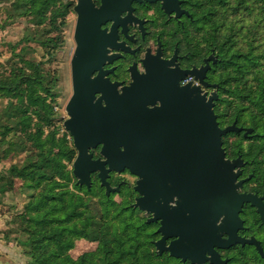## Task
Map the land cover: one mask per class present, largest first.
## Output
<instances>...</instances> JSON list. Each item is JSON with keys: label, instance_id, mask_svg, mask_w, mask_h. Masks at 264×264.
Here are the masks:
<instances>
[{"label": "water", "instance_id": "obj_1", "mask_svg": "<svg viewBox=\"0 0 264 264\" xmlns=\"http://www.w3.org/2000/svg\"><path fill=\"white\" fill-rule=\"evenodd\" d=\"M79 4L74 7L79 17L71 61L74 95L64 123L77 151L73 174L78 184L89 187L90 175L97 173L107 193L114 191L107 181L109 173L127 171L136 177L133 207L150 215L148 224L159 225L160 238L154 242L159 255L167 252L182 263L227 264L218 250L250 245L264 260L259 241L238 236L243 229L242 206L255 207L263 225L264 207L256 196L238 194L242 160H226L222 148L227 134L246 136L252 129L235 122L220 128L213 111L217 94L207 97L202 89L215 87L204 79L208 63L214 64L216 57L210 55L204 66L190 70L171 68L174 58L167 62L146 58L145 74L132 67L133 83L119 93L118 84L100 75L90 78L103 62V48L81 38ZM187 77H194L197 84L180 86ZM94 93L100 94L95 103ZM97 147L102 160L89 153ZM168 239L172 240L166 246Z\"/></svg>", "mask_w": 264, "mask_h": 264}, {"label": "trees", "instance_id": "obj_2", "mask_svg": "<svg viewBox=\"0 0 264 264\" xmlns=\"http://www.w3.org/2000/svg\"><path fill=\"white\" fill-rule=\"evenodd\" d=\"M5 2L31 17L33 25L48 24L55 31L71 9L62 0ZM205 5L198 11L194 62L199 64L209 54L216 57L207 74L218 84L214 112L221 128L236 120L239 127L252 129L249 139L258 141L244 151L240 141L227 140L232 135L228 134L222 138L224 148L231 156L238 151L247 160L260 158L258 163L264 164V0H209ZM7 64V70L0 71V97L9 100L0 114V162L25 156L0 172V184L11 189L21 181L32 192L17 239L31 264H190L157 256L152 245L155 224L136 220L130 208H113L98 185L85 191V196L68 188L73 176L66 163L72 162L75 150L65 138L56 139L54 131L44 135L53 117L46 98L55 97L56 80L43 62L24 55L12 54ZM54 148L59 149L55 155ZM90 196L97 197V209L91 208ZM80 239L97 243V248L73 260L68 252ZM244 261L230 257L229 264ZM246 263L264 261L257 256Z\"/></svg>", "mask_w": 264, "mask_h": 264}, {"label": "rangeland", "instance_id": "obj_3", "mask_svg": "<svg viewBox=\"0 0 264 264\" xmlns=\"http://www.w3.org/2000/svg\"><path fill=\"white\" fill-rule=\"evenodd\" d=\"M62 3H70L71 9L65 16L64 25L60 28L59 31H55L52 30V28L49 27L48 24H44L41 26L33 25L30 22L31 17H24L23 15H21V12L16 9L10 2L7 3L5 2V0H0V71L7 70V61L12 57V54L24 55L26 59L44 63L45 70L52 72L51 76H54L56 80L55 90L53 92L55 94V97L53 99L51 97L46 98V104L52 108L53 117L52 124L49 127L44 128V135L46 136L49 132L54 131L56 133V139L65 138L66 145L69 148L74 149L76 153L72 162L66 163L67 170L71 171L73 176V180L69 184L68 188L71 191L79 193V195L81 196H85V191H90L96 184V186L98 185L100 188H102L101 194H103L106 199H109L111 201L113 208H130L133 211V217L136 220L144 221L147 225H149L147 223V220L150 218V215L133 207V205L135 204V199L138 197V194L134 191V186L137 180L136 177L126 173V171L120 174L114 172L109 173L107 181L110 184V187L114 189V191H109L106 193V189L100 184L97 173H92L90 175L89 187H86L85 185H79L78 179L73 174V163L77 156V151L74 147L72 137L69 134L68 130L65 128L64 123L69 119L67 114V106L74 95L72 85L71 61L77 47L74 40L76 29H74L73 15V13L76 14V12L74 11L75 0H62ZM25 12L26 10H24V13ZM58 22L59 20L57 21V23ZM188 34L190 38L189 47L187 50L190 51L191 43L194 40L198 44L199 35L198 31L191 32V30H189ZM47 38L52 39V41L47 40ZM17 59L18 58H15L14 62L17 61ZM201 63L202 59L199 64ZM208 64L211 70L213 64H211L210 62ZM209 82L213 83L211 85H215V87H209V90L204 87L202 89L203 93L207 97L213 93L217 94L218 99L214 102V111L215 106L219 101V88L216 82H213L210 79ZM8 101L9 100L7 98L0 97V114L4 107L7 105ZM34 120L36 121V119ZM234 122L236 123V120H234L232 123ZM218 126L221 128L219 123ZM236 126L239 127L238 125ZM225 127L226 126H224L223 128ZM229 134L232 135H230L227 140L230 142L240 141L242 144V149L244 151L248 150L250 144L258 142L256 139H249V137L252 136L251 134H247L246 136L243 135V132ZM222 148L224 150V156L226 160H231V158L237 156V158H240V155L242 158L240 159L247 162L246 171L254 170L255 177L259 180L264 181V164L258 163L260 161V158H258L256 161H254L253 159L247 160L246 157H244L238 151L236 152L237 154L235 156H231L230 153L227 152L224 148L223 139ZM230 149L231 148H228L229 151H231ZM58 151V148H54L51 153L55 155L58 153ZM24 156L25 154H21L19 157H12L7 160H2L0 162V172L6 170L11 164L20 162L24 158ZM93 156L97 159H103L100 156V153L96 151L93 152ZM242 163L244 162L242 161ZM75 186L81 188V191H78ZM0 191L2 193L0 194V243L7 247V249H5L4 251L0 250V264H31L30 259L23 255L21 248L17 245V239L19 238L18 228L21 220H23V215L26 212L25 206L32 192L25 189L23 187V182L21 181H15V184L11 189H7L3 184H0ZM87 199H91V208L97 209V197L90 196L87 197ZM245 219L246 223L252 226L251 228L254 232V234H252L261 241V244L264 248V232L258 228L257 230L255 229V223L253 222L252 218L246 217ZM152 224H155V227L151 226V228L152 230L154 228L156 234L158 225L157 223ZM159 236L160 235L157 234L156 238L152 241L155 254L159 257L163 256L168 258L170 256L167 252H163L159 255L154 246V242L159 239ZM252 247L250 245H247L242 249L233 248L229 251H226L225 255L229 258H243L245 259V261L242 262V264H248L246 263V260L247 262L253 261V259H257L258 256L255 248L253 250ZM96 248L97 243H92L80 239L75 241V245L73 249L68 252V255L71 259L76 260L84 253L94 252ZM170 258L176 260L174 263L181 262L179 259H175L173 257ZM232 264L239 263L233 262Z\"/></svg>", "mask_w": 264, "mask_h": 264}, {"label": "flooded vegetation", "instance_id": "obj_4", "mask_svg": "<svg viewBox=\"0 0 264 264\" xmlns=\"http://www.w3.org/2000/svg\"><path fill=\"white\" fill-rule=\"evenodd\" d=\"M206 1L209 0H75L74 7L80 2V18L83 25L81 38L96 42L103 48L100 52V60L103 62L91 72L90 78L94 79L100 75L110 84H118L116 89L120 93L122 88L133 83L130 70L132 67L139 75L145 74L142 61L146 58L157 57L165 62L174 58L171 68L178 67L180 70L199 69L204 66V60L210 54L202 58L201 64L196 65L194 59L197 55V42L194 40L190 51L187 49L189 30L197 32V12L207 8ZM73 15L74 29H76L79 15L74 13ZM207 73L204 81L211 85L213 83L209 82ZM188 83L197 84L194 77H187L179 85ZM93 95V103H95L100 94ZM102 105H104L103 101ZM95 151L99 153L100 147L89 150L92 156ZM239 157L241 158L240 155ZM92 159L97 158L93 156ZM242 161L244 163L239 169L240 175L236 181H243L238 194L256 196L264 207V181L255 177L254 170L246 171L247 162ZM173 205H176V202ZM239 217L242 220L243 229L238 232V236L246 239L254 237L264 250L261 241L253 235V229L249 224H245V218L250 217L255 223V229L258 228L264 232V225L257 209L244 204ZM171 240L166 241V246ZM246 246L236 245L230 249H242ZM230 249L218 250L222 260H229L227 264L230 263V258L225 253ZM252 249L254 250V247Z\"/></svg>", "mask_w": 264, "mask_h": 264}, {"label": "crops", "instance_id": "obj_5", "mask_svg": "<svg viewBox=\"0 0 264 264\" xmlns=\"http://www.w3.org/2000/svg\"><path fill=\"white\" fill-rule=\"evenodd\" d=\"M5 249H7V247L0 243V250L4 251Z\"/></svg>", "mask_w": 264, "mask_h": 264}]
</instances>
